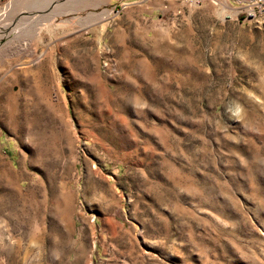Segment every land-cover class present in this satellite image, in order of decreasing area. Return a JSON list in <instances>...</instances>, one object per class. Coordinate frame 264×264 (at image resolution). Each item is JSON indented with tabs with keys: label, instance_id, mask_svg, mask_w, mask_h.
<instances>
[{
	"label": "rangeland",
	"instance_id": "obj_1",
	"mask_svg": "<svg viewBox=\"0 0 264 264\" xmlns=\"http://www.w3.org/2000/svg\"><path fill=\"white\" fill-rule=\"evenodd\" d=\"M86 4L0 0V264H264V0Z\"/></svg>",
	"mask_w": 264,
	"mask_h": 264
},
{
	"label": "crops",
	"instance_id": "obj_2",
	"mask_svg": "<svg viewBox=\"0 0 264 264\" xmlns=\"http://www.w3.org/2000/svg\"><path fill=\"white\" fill-rule=\"evenodd\" d=\"M56 0H52V3ZM87 4L85 6L87 7H106L109 5H115L118 3H127L129 4H135L139 5L141 7H149L148 10L153 11L155 10L154 0H86Z\"/></svg>",
	"mask_w": 264,
	"mask_h": 264
},
{
	"label": "built area",
	"instance_id": "obj_3",
	"mask_svg": "<svg viewBox=\"0 0 264 264\" xmlns=\"http://www.w3.org/2000/svg\"><path fill=\"white\" fill-rule=\"evenodd\" d=\"M249 14V13H248ZM252 15H254V13L252 12Z\"/></svg>",
	"mask_w": 264,
	"mask_h": 264
},
{
	"label": "bare ground",
	"instance_id": "obj_4",
	"mask_svg": "<svg viewBox=\"0 0 264 264\" xmlns=\"http://www.w3.org/2000/svg\"><path fill=\"white\" fill-rule=\"evenodd\" d=\"M108 16V15H107ZM15 32V31H14ZM107 66V65H106Z\"/></svg>",
	"mask_w": 264,
	"mask_h": 264
}]
</instances>
